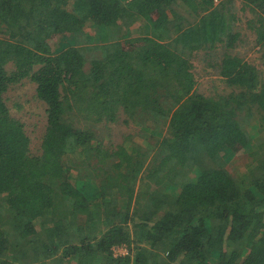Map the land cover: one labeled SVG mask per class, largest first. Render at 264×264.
I'll return each instance as SVG.
<instances>
[{"label":"trees","instance_id":"1","mask_svg":"<svg viewBox=\"0 0 264 264\" xmlns=\"http://www.w3.org/2000/svg\"><path fill=\"white\" fill-rule=\"evenodd\" d=\"M25 82L36 149L7 101ZM121 120L158 140L96 130ZM0 264H264V0H0Z\"/></svg>","mask_w":264,"mask_h":264},{"label":"rangeland","instance_id":"2","mask_svg":"<svg viewBox=\"0 0 264 264\" xmlns=\"http://www.w3.org/2000/svg\"><path fill=\"white\" fill-rule=\"evenodd\" d=\"M240 6L241 5L238 4L237 7L240 8ZM247 13V11L241 10H239L238 13L240 21L237 26L240 27L242 34H244V42L240 48V52L242 53V56L247 57L257 65L262 66L263 64L262 59L260 58V53L256 52V48L253 50L255 45V35H253V31L249 30L246 26L245 21L249 15ZM132 36L135 37L136 35L132 34ZM69 43H71L70 36H62L61 38L59 35L51 39L52 49H56L60 45L63 46ZM122 43V45L126 47L138 44L135 39L133 40V37H131V41L128 40ZM200 52L196 53L193 58L195 75L198 81V90L208 94L223 92L224 87L226 86L225 83L221 82V78L217 75L216 69L208 67L205 55L202 54L203 52ZM7 101L13 108L16 116L23 118L27 124V130L32 137V147L33 149H36L38 147L40 135L42 134L45 126V112L43 104L37 99V97L34 96V88L32 84L25 82L14 85V87H12L7 93ZM143 125H146L145 121L139 123L134 120H129L125 123L121 120L119 123L111 124L109 129L108 127H102L101 129L96 130L99 134L101 132H105V135L101 136L102 139L110 136L113 143H122L125 141L126 137L130 136V142L133 140L138 141L140 144H154L159 137L157 132H154V124H150L151 126H149V128H145ZM124 252H126V249L116 250V254Z\"/></svg>","mask_w":264,"mask_h":264}]
</instances>
